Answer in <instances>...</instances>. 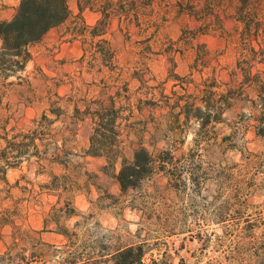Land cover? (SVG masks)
I'll return each instance as SVG.
<instances>
[{
	"label": "rangeland",
	"instance_id": "374dc122",
	"mask_svg": "<svg viewBox=\"0 0 264 264\" xmlns=\"http://www.w3.org/2000/svg\"><path fill=\"white\" fill-rule=\"evenodd\" d=\"M19 2L0 0V20L12 19ZM236 2L226 0L224 29L201 33L191 44H204L210 59L203 71L192 74L190 45L176 44L184 51L175 54L176 67L160 51L171 46L170 39L178 40L186 26L200 27L199 21L177 16L173 8L153 36L154 28H129L116 18L105 36L124 68L123 78L129 79L139 51L151 44L153 53L146 59L149 85L166 81L171 96L174 90L183 92L180 85H173L177 80L167 79L172 68L196 82L215 75L225 89L239 85L243 77H232L240 56L241 25L231 16ZM69 6L74 15L80 13L78 0H69ZM83 15L91 24L98 18L89 9ZM68 24L51 29L30 47L32 57L23 72L0 76V126L7 120L8 138L40 126L56 94L64 96L61 102L67 107L59 118L48 112L53 123L43 125L45 140H37L42 155L23 157L8 170L9 184L0 182V264H113L111 254L129 244H143L147 261L156 258L162 264H264V137L255 128L259 111L246 98L248 94L256 99L257 93L242 92L222 120L209 125L202 153L210 166L198 185L176 189L165 173L157 172L141 186L122 192L111 172L102 170L105 159L86 153L92 119L72 118L74 103L84 107L83 99L100 97L102 85H110L109 93L116 91L112 73L107 68L91 71L81 62V41L63 36ZM148 37L153 38L145 41ZM260 67L256 63L254 70ZM137 85V80L131 82L132 88ZM194 86L188 87L193 91ZM166 111L146 108L142 115L136 111V121L149 120L144 139L151 150L171 148L180 156L193 147L199 123L192 119L180 133ZM7 145L0 139V149ZM127 152L131 156L130 148ZM54 175L64 177L52 183ZM6 221L13 222L3 225Z\"/></svg>",
	"mask_w": 264,
	"mask_h": 264
},
{
	"label": "trees",
	"instance_id": "16d2710c",
	"mask_svg": "<svg viewBox=\"0 0 264 264\" xmlns=\"http://www.w3.org/2000/svg\"><path fill=\"white\" fill-rule=\"evenodd\" d=\"M80 13L73 15L69 0H20L14 17L10 20H0V76L8 78L25 70L32 54L30 47L39 43L54 27L70 22L68 31L73 38L80 39L83 44L81 62L86 63L89 70H105L110 76L116 91L109 93L107 85H102V95L98 98L83 99V106L74 103L73 119L83 120L90 117L93 122L90 144L86 153L90 156L102 157L106 163L102 170L111 172L118 182L122 192L135 189L150 179L157 172L168 176L169 184L176 189H184L189 184L196 186L200 183L201 173L205 174L210 163H206L202 151L205 150L206 134L209 125L222 120L224 111L231 108L234 102L241 99L242 92L253 90L256 99H251L259 111L255 117L257 134L264 137V0H237L233 16L241 25L238 32L237 44L240 56L237 68L232 77L243 79L239 85L222 86L215 75L196 82L188 75H180L175 69L170 70L168 80H177L173 85L183 89V92L172 91L174 96L166 93V81L157 85H149L151 72L146 59L151 52L139 51L140 59L130 73L129 79H124V68L119 65L117 52L105 36L113 21L117 18L120 24L125 23L129 28L138 26L143 31L154 28L153 36L161 27V21L166 20L174 8L177 16H188L201 23L196 29L186 26L182 29L178 40L170 39L171 44L160 54H167L168 59L177 66L175 54L180 52L176 44L190 45L194 49L193 63L190 64L191 74L203 71L210 63L209 53L204 44L191 45L197 36L211 29H224L227 13L226 0H78ZM233 4V2L231 3ZM90 8L100 14L94 25L86 23L82 12ZM228 16V15H227ZM153 37H148L149 41ZM263 38V39H262ZM172 40V41H171ZM166 45V43H164ZM263 67L254 70L255 64ZM216 69V68H214ZM155 79V77H152ZM137 80L139 85L131 87V82ZM105 82L103 81V84ZM193 83V91L189 84ZM222 88V89H221ZM237 90L241 91L239 93ZM240 96V97H239ZM48 108L44 111L37 128L24 133L19 131L8 138L7 120L0 126V139L7 141V146L0 149V182L9 184L7 173L17 166L23 157L41 156L37 140L43 141V125L53 123L48 112L56 118L67 113V107L62 105L64 96L55 95ZM2 94H0V102ZM72 100H70L71 102ZM200 103V104H199ZM160 108L167 110L171 116L175 130L182 132L185 124L194 119L198 121L199 130L194 138V145L187 153L177 156L173 149L151 150L145 143L144 134L150 122H137L136 111L142 115L144 109ZM164 114L163 118H167ZM169 116V117H170ZM160 124V122H157ZM140 126L144 130L140 132ZM3 131V134H2ZM4 134H6L4 136ZM134 136V138H133ZM127 148L131 150L128 156ZM34 149V153L30 151ZM119 165V166H118ZM63 175H54L52 183L59 181ZM75 212V209H72ZM6 221L3 225L12 223ZM63 233L67 236L68 231ZM113 264H162L156 258L146 259V249L143 244H129L115 249L111 254ZM75 264L76 261L70 262Z\"/></svg>",
	"mask_w": 264,
	"mask_h": 264
},
{
	"label": "crops",
	"instance_id": "0c3cea01",
	"mask_svg": "<svg viewBox=\"0 0 264 264\" xmlns=\"http://www.w3.org/2000/svg\"><path fill=\"white\" fill-rule=\"evenodd\" d=\"M86 9H89L91 12H93V13H95V14H97L98 15V18L100 17V14L99 13H97V12H95V11H93V10H91L90 8H85V9H83V12H82V15H83V13H84V10H86ZM73 14V13H72ZM74 15V14H73ZM83 17H84V15H83ZM98 18H97V20H98ZM84 19H85V17H84ZM86 20V19H85ZM97 20H96V22H97ZM95 22V23H96ZM67 23H69L70 24V22H67ZM86 23L87 24H89V25H94L95 23H89V22H87V20H86ZM69 24H68V26H69ZM62 25H64V24H62ZM62 25H59V26H62ZM58 27V26H57ZM55 28V27H54ZM53 29V28H52ZM67 34H70L71 35V39L72 40H80V39H75V38H73V35L70 33V31H68V27H67V29H66V32L63 34V36L64 35H67ZM81 41V40H80ZM81 43H82V41H81ZM83 54V53H82Z\"/></svg>",
	"mask_w": 264,
	"mask_h": 264
}]
</instances>
